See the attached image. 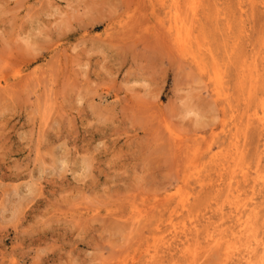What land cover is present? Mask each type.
<instances>
[{"label": "rangeland", "instance_id": "rangeland-1", "mask_svg": "<svg viewBox=\"0 0 264 264\" xmlns=\"http://www.w3.org/2000/svg\"><path fill=\"white\" fill-rule=\"evenodd\" d=\"M0 69V264H264V0H0Z\"/></svg>", "mask_w": 264, "mask_h": 264}, {"label": "bare ground", "instance_id": "bare-ground-1", "mask_svg": "<svg viewBox=\"0 0 264 264\" xmlns=\"http://www.w3.org/2000/svg\"><path fill=\"white\" fill-rule=\"evenodd\" d=\"M175 24H176V26H177V21L175 22ZM174 24V25H175ZM181 25L182 26H184V23H182V21H181ZM174 28V27H173ZM175 29V28H174ZM178 29V28H177ZM182 32V31H181ZM176 33V32H175ZM188 33H189V31H188ZM177 35V34H176ZM176 40H177V42H179V44L177 43V45H178V47H183V42H182V40H180V37H179V35H177L176 37ZM183 39V38H182ZM180 45V46H179ZM1 70V69H0ZM261 117H259V119L260 120H263V116H264V104H263V106L261 107V115H260ZM264 121V120H263ZM227 192V191H226ZM238 206V205H237ZM187 236V235H186ZM184 241V240H183Z\"/></svg>", "mask_w": 264, "mask_h": 264}]
</instances>
